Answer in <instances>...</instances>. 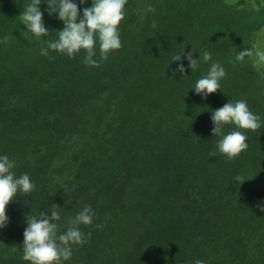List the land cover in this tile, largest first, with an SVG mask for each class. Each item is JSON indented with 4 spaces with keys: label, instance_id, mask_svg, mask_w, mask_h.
<instances>
[{
    "label": "trees",
    "instance_id": "16d2710c",
    "mask_svg": "<svg viewBox=\"0 0 264 264\" xmlns=\"http://www.w3.org/2000/svg\"><path fill=\"white\" fill-rule=\"evenodd\" d=\"M73 2L81 15L92 5ZM28 3L0 0V156L35 185L6 206L0 264H31L28 217L57 211L59 234L85 207L86 243L61 264H264V0H127L122 46L107 60L97 46L99 66L83 50L42 55L64 24L41 0L49 33L36 38L20 19ZM187 51L195 71L172 61ZM213 62L226 75L205 98L193 87ZM237 100L261 127L213 136V110ZM233 130L248 148L228 160L216 144Z\"/></svg>",
    "mask_w": 264,
    "mask_h": 264
},
{
    "label": "clouds",
    "instance_id": "9594fccd",
    "mask_svg": "<svg viewBox=\"0 0 264 264\" xmlns=\"http://www.w3.org/2000/svg\"><path fill=\"white\" fill-rule=\"evenodd\" d=\"M85 0H80L83 4ZM127 0H92L91 7L83 8L82 15L79 6L73 0H47L48 13L57 14V18L63 21L64 27L58 31V39L48 43L47 48L41 49V54L48 55V49L56 50L74 57L81 50L86 54L84 63L91 66H99L94 59L99 49L100 60H107L109 54L121 48L119 25L124 19ZM41 0H30L20 14L23 25L27 31L36 38L46 36L49 31L43 21V12L40 9ZM155 27V23L153 24ZM7 37H5V42ZM252 51L244 49L236 56L237 61H243L246 56H251ZM184 56L192 71L199 66V60L193 58V51L176 55L172 61H180ZM256 56L260 62H264V52L257 51ZM203 61L211 60L209 52H204ZM177 72L184 73L185 66L179 64ZM226 75L224 68L217 62H213L206 75L199 78L194 89L196 94L207 97L220 89V80ZM214 127L213 136L221 135L224 125L234 124L236 129L256 131L261 127L260 117L248 108L246 101L237 100L225 103L222 107L213 110L211 116ZM248 139L245 132L233 130L223 135L217 141L216 147L228 160L238 157L241 152L247 150ZM214 156L215 152L210 153ZM13 162L7 156H0V228L8 223L6 206L15 198L17 193L24 196L30 195L35 185L28 174L15 177L10 171ZM237 180L241 177L237 176ZM244 182V181H243ZM264 211V208H261ZM93 213L90 207H85L73 220L69 222L67 230L58 234L60 220L57 211L52 210L49 216L46 212H40L39 216H30L26 219L27 227L23 232V259L31 264H61L62 260L70 259L72 255L71 244H84V234L79 225H90ZM194 264H204L203 260H195Z\"/></svg>",
    "mask_w": 264,
    "mask_h": 264
},
{
    "label": "rangeland",
    "instance_id": "374dc122",
    "mask_svg": "<svg viewBox=\"0 0 264 264\" xmlns=\"http://www.w3.org/2000/svg\"><path fill=\"white\" fill-rule=\"evenodd\" d=\"M261 45H262V47L264 48V43H262ZM261 45H259V46H261ZM259 46H258V47H259Z\"/></svg>",
    "mask_w": 264,
    "mask_h": 264
}]
</instances>
